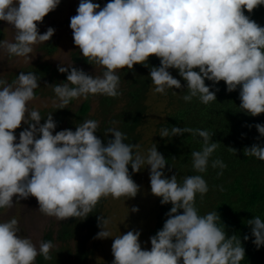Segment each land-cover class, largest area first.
I'll return each mask as SVG.
<instances>
[{
    "label": "clouds",
    "instance_id": "9594fccd",
    "mask_svg": "<svg viewBox=\"0 0 264 264\" xmlns=\"http://www.w3.org/2000/svg\"><path fill=\"white\" fill-rule=\"evenodd\" d=\"M59 4L60 0H0V21L15 30L13 41L0 40V50L30 62L33 45L49 41L55 33L49 27L40 34L38 22ZM260 5L264 0H109L101 8L93 0H80L69 24L74 45L89 64L105 71L93 76L72 65L58 67L60 73H67L66 82L47 85L59 100L57 109L89 95L118 97L122 93L116 70H131L134 64L148 67V58L155 56L160 66L149 72L155 93L182 88L169 72L173 68L186 82L185 102L193 97L203 104L216 101L219 89L211 91L205 80L213 85L223 81L227 92L239 87L242 111L251 116L264 113V27L244 14ZM39 80L34 72L24 71L11 83L0 79V209H11L14 196L17 201L32 196L41 213L58 221L84 219L103 197L134 198L140 189L128 166L133 173L149 166L151 193L161 198L162 205L172 206L162 229L149 238L151 250L141 248L138 230L114 237L112 264H240L244 260L240 239L227 236L218 212L201 215L195 207L196 195L203 197L209 191L202 175L186 176L182 183L176 174L166 176L167 160L155 144L144 155L138 144L125 143L126 134L115 128L107 129L112 138L104 143L95 134L99 121L94 119L85 120L75 131L53 134L52 114L41 124L40 112L27 106L35 99ZM22 122L28 127L17 142L14 130ZM254 127L264 137V124ZM183 133L203 138L202 149L191 156L195 172L205 173L220 143L212 141L214 133L190 127H163L160 136ZM229 149L235 154L234 148ZM244 155L264 161V145L246 147ZM210 166L221 170L217 176L226 168L221 159L211 160ZM97 221L101 230L95 238L111 237L110 221L102 216ZM247 224L256 247L264 245V220L254 216ZM19 232L17 218L0 221V264H34L38 255L52 259L51 241H41L37 249Z\"/></svg>",
    "mask_w": 264,
    "mask_h": 264
},
{
    "label": "trees",
    "instance_id": "16d2710c",
    "mask_svg": "<svg viewBox=\"0 0 264 264\" xmlns=\"http://www.w3.org/2000/svg\"><path fill=\"white\" fill-rule=\"evenodd\" d=\"M93 2L100 4L102 8L109 0H93ZM244 14L264 27V5L257 6L251 13L244 10ZM1 35L0 28V39ZM42 48L45 52L50 53L54 50V45L48 42L42 45ZM72 58L73 67L95 76L86 70V66L93 65L94 62L89 64L87 58L77 55V52L73 53ZM147 64L148 67L134 64L131 70L126 67L116 70V74L120 77L119 90L122 93L118 97L97 94L89 95L77 106L73 105L76 99L70 101L67 108L57 109L59 104L53 105L40 111L43 117L40 123L43 124L46 116L51 113L56 122L55 132H58L63 122L66 127L71 126V130L75 131L76 126L85 120L94 119L99 121V128L95 134L102 142L106 143L108 139L112 138L110 133L106 135L107 129L115 128L126 134L125 143L136 144L141 137L139 130L148 118L145 101L148 90L153 84L149 77L150 68L159 67L160 60L155 56H150ZM54 69L47 63H37L33 66L23 67L17 73L34 72L40 77L39 87L34 90L35 96L44 94L55 96L52 88H48L47 85L66 82L67 73L59 72L60 79H57ZM194 70L198 71V69ZM102 71H105L103 67ZM171 74L180 80L182 88L167 89L166 94L170 98L175 95L179 96V93L182 95L177 97L179 102L177 109L170 112L172 114L167 113L164 120L157 123L156 127L160 132L163 127L170 130L171 126H176L208 130L214 133L211 137L212 141L220 144L212 154L210 164L211 160L221 159L226 164V168L223 169V174L220 176H217V172L221 170L212 168L210 164L205 173L195 172L192 168L191 153L202 149L203 138L190 133L172 137L170 135L164 138L159 134L156 135L154 142L158 152L167 160L168 164L164 169L165 175L170 177L176 174L178 182L181 183L186 176L202 175L208 184L209 191L203 197L200 194L195 197V207L199 214L204 215L216 210L227 236L237 235L245 249V257L240 264H264V245L256 247L253 243L254 237L251 235V226L247 224V221L254 216H260L264 220V161L244 155L246 147L253 144L264 145V137H260L254 127L258 123L264 124V113L251 116L242 111L239 108V87L233 92H227L223 81L213 85L211 81L205 80V84L211 86V91L219 89L216 92V101L203 104L198 97H193L190 102H185L183 96L188 94L186 82L178 72ZM45 77L48 84L42 83ZM92 100H96L97 104L95 113L89 112ZM37 138L39 137L37 136ZM229 148H234L235 154ZM128 167L130 174L131 166ZM98 203L86 218H68L64 221L55 232V236H52L53 233L49 229L41 241L53 242L54 239H57L62 245L51 249L52 259L45 260L42 255H38L34 264H87L89 256L97 246L96 243H93L92 247H88L87 243L99 229L96 215ZM171 206L170 203L159 204L154 227L149 230L151 236L162 229L167 219L165 214ZM178 212L182 214V210H178ZM245 235L249 236L247 241L243 239ZM69 239L74 241L73 247L69 246L67 242Z\"/></svg>",
    "mask_w": 264,
    "mask_h": 264
},
{
    "label": "rangeland",
    "instance_id": "374dc122",
    "mask_svg": "<svg viewBox=\"0 0 264 264\" xmlns=\"http://www.w3.org/2000/svg\"><path fill=\"white\" fill-rule=\"evenodd\" d=\"M79 2L80 0H60V4L55 10L48 13L42 22H38L40 34H43L49 27L54 28L55 33L49 41L33 45V53L29 54L32 57L30 62H25L22 57L9 56L6 52L0 50V79H5L11 83L19 75L17 72L23 67L33 66L37 63H47L54 67V74L57 79H60L58 67L72 65L74 52H77V55H82L78 47L74 45L72 30L69 27L70 18L76 15ZM0 28L2 31L0 40L13 41L15 30L12 26L4 21H0ZM48 42L54 45V50L50 53L45 52L42 48V45ZM86 70L95 76L102 75L103 73L102 66L97 64L86 66ZM169 72L177 73L178 70L170 68ZM47 82V78L45 77L42 83L48 84ZM154 87L151 84L148 90L145 101L148 118L146 123L140 128L141 137L136 142L140 146L139 151L144 155L155 144L156 135L160 134V130L156 127L157 123L162 122L167 113L177 109L179 105L177 100L182 95L179 93V96L175 95L170 98L167 94L155 93ZM82 100L83 98L76 99L73 105H79ZM56 104H59L56 96L44 94L36 95L35 99L29 101L27 106L29 110L36 109L40 112ZM96 111V100H92L89 112L95 113ZM27 127L28 125L22 122L19 130H14L17 142L19 140V133ZM71 128V126L66 127V124L63 122L58 131L64 129L71 130ZM53 134H55V130ZM130 175L140 189L134 198L127 199V197H120L119 199H115L109 195L108 197H103L97 205V217L102 216L110 221L107 230L110 232L111 237L105 239L95 238L96 234L101 230L100 228L90 237L87 243L88 247H92L93 243H96L97 246L89 256L87 264H112L114 257L111 245L114 237L126 234L131 230L140 231L139 241L143 250L151 249L149 230L154 227L160 200L150 191L149 166H145L141 171L136 173H133L131 170ZM13 203L14 205L11 209L0 210V221H5L12 217L17 218L20 227L18 234L30 238L37 249H39L43 235L49 229L53 233L52 236H55V232L66 221H58L55 217H49L41 213L38 210L39 205L35 197L29 196L27 199L17 201L14 196ZM133 207H137L138 211L132 212L131 209ZM67 242L69 246L73 247L74 241L72 239H69ZM52 243L54 248L62 245L57 239H54Z\"/></svg>",
    "mask_w": 264,
    "mask_h": 264
}]
</instances>
